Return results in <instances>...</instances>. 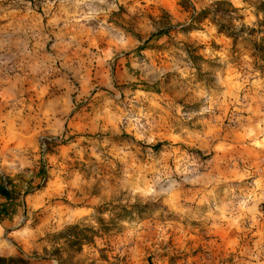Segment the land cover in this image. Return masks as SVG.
<instances>
[{
	"label": "rangeland",
	"instance_id": "rangeland-1",
	"mask_svg": "<svg viewBox=\"0 0 264 264\" xmlns=\"http://www.w3.org/2000/svg\"><path fill=\"white\" fill-rule=\"evenodd\" d=\"M214 1L115 0L119 12L77 5L95 40L64 44L84 52L49 59L38 85L62 73L73 104L104 105L102 126L21 136L9 108L0 179L18 203L0 227L20 226L9 237L27 247L80 222L79 246L57 241L77 251L73 264H264V62L254 64L251 45L263 35L264 0H226L234 11L187 26ZM15 72L8 64L4 76ZM5 250L14 252L0 233Z\"/></svg>",
	"mask_w": 264,
	"mask_h": 264
},
{
	"label": "crops",
	"instance_id": "crops-1",
	"mask_svg": "<svg viewBox=\"0 0 264 264\" xmlns=\"http://www.w3.org/2000/svg\"><path fill=\"white\" fill-rule=\"evenodd\" d=\"M79 10L74 0H0V124L6 122L9 108L14 109L21 136L53 135L64 128H70L69 133H88L102 126L104 105L92 97L73 104L71 84L62 73L38 85L37 72L49 59L75 53L80 58L84 52L80 45L70 50L64 44L95 40L88 35L89 25L81 22ZM102 40L110 38H98ZM8 64L15 65L18 76H4ZM84 93L79 86L77 97Z\"/></svg>",
	"mask_w": 264,
	"mask_h": 264
},
{
	"label": "clouds",
	"instance_id": "clouds-1",
	"mask_svg": "<svg viewBox=\"0 0 264 264\" xmlns=\"http://www.w3.org/2000/svg\"><path fill=\"white\" fill-rule=\"evenodd\" d=\"M77 5H87L93 11L104 12L115 11L119 12V7L115 0H75ZM103 6V7H100ZM93 12L90 11L88 15L81 17L82 19L91 18ZM85 225L80 222H68L63 223L60 227L51 232L41 233L39 237L34 238L31 242H27V247H23V241L16 238L9 237L8 233L15 235L16 227H0V233H3L9 244L14 249L12 254H8L5 250L0 253V258H3L5 264L10 260H26L27 264L30 261H44V260H56V264H73V257L76 256L77 251L71 249L67 243L58 244L57 241H63V238L70 234V230L77 227H84ZM90 227L98 228V225L91 224ZM43 240L45 244H39V241Z\"/></svg>",
	"mask_w": 264,
	"mask_h": 264
},
{
	"label": "trees",
	"instance_id": "trees-1",
	"mask_svg": "<svg viewBox=\"0 0 264 264\" xmlns=\"http://www.w3.org/2000/svg\"><path fill=\"white\" fill-rule=\"evenodd\" d=\"M224 5H226L229 9H225ZM235 8L231 6L229 2L226 0H216L210 4L209 7L201 8L195 14L190 15L189 21L187 26L192 25L193 23L200 22L204 18L207 17V15L210 13V11L213 12H220V13H226L227 11H234ZM217 24V30L219 32H224L227 36L234 37L236 36L237 32H234L233 30H227L226 26L222 22H216ZM258 26L264 27V20L259 21ZM241 29L243 28L242 25H240ZM239 29V30H241ZM250 31L253 33L259 32L257 29L249 28ZM167 31V29H160L156 31L154 35H159L163 32ZM263 35L262 36H255L253 40H251L252 45V55H253V62L257 67H261L259 62H264V47L261 45L262 42H264V29L260 30ZM10 181L4 179H0V198L3 199V201L0 202V219L4 217H11L14 214L15 206L17 205V194L10 188L6 186V184H9ZM83 229L81 228H73L70 230V234L65 236L64 239L69 241L70 244L79 246L83 240H85V234L83 233ZM0 264H5V261L3 258H0ZM7 264H27L26 260H10L7 262Z\"/></svg>",
	"mask_w": 264,
	"mask_h": 264
},
{
	"label": "built area",
	"instance_id": "built-area-1",
	"mask_svg": "<svg viewBox=\"0 0 264 264\" xmlns=\"http://www.w3.org/2000/svg\"><path fill=\"white\" fill-rule=\"evenodd\" d=\"M44 149V143H41V151Z\"/></svg>",
	"mask_w": 264,
	"mask_h": 264
}]
</instances>
